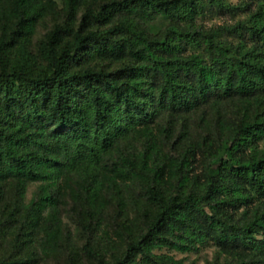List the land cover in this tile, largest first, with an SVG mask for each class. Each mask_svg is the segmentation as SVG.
I'll return each instance as SVG.
<instances>
[{"label": "trees", "instance_id": "trees-1", "mask_svg": "<svg viewBox=\"0 0 264 264\" xmlns=\"http://www.w3.org/2000/svg\"><path fill=\"white\" fill-rule=\"evenodd\" d=\"M68 201L69 264H264V0H0V264L58 259Z\"/></svg>", "mask_w": 264, "mask_h": 264}, {"label": "rangeland", "instance_id": "rangeland-1", "mask_svg": "<svg viewBox=\"0 0 264 264\" xmlns=\"http://www.w3.org/2000/svg\"><path fill=\"white\" fill-rule=\"evenodd\" d=\"M229 1L235 4L239 0H229ZM207 12L208 13L202 19V23L204 24L205 27L215 26L222 23H232L235 20L240 19L244 16V14L241 12H237L235 15H230L226 12L217 11L214 9H210ZM59 20L60 17L59 18L49 17L45 19L38 26L36 33L32 37L29 44V48L32 52L36 51L37 44L44 36V34L52 28L54 23L58 22ZM105 65L111 69L117 68L119 66L116 63H112V64L110 63ZM35 191H36V184L29 185L26 191V199L27 200L30 199V197L35 193ZM71 208H72V204L68 201L67 204L62 209V216L65 227L69 229L70 232H76L75 234L73 233L72 240L66 242L65 252L58 259H47V258L38 257L35 264H69L67 260L72 251L75 252L77 251V253L79 254V259L83 260L84 255H83L82 245L87 240V236L80 232H77V228H76L77 220L75 214L71 211ZM215 256H216V250L214 246H212L209 243L202 246L198 253H190V254L175 253L176 258L178 259L183 258L185 262L194 261L195 264H205L207 260L211 261L215 258Z\"/></svg>", "mask_w": 264, "mask_h": 264}]
</instances>
